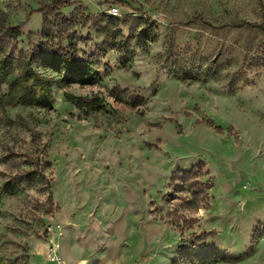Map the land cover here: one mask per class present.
Segmentation results:
<instances>
[{
  "label": "rangeland",
  "instance_id": "374dc122",
  "mask_svg": "<svg viewBox=\"0 0 264 264\" xmlns=\"http://www.w3.org/2000/svg\"><path fill=\"white\" fill-rule=\"evenodd\" d=\"M234 23L264 26V0H0V26L21 32L15 56L69 41L97 63L86 85L37 68L50 107L0 108V264H28L69 217L91 264L102 253L125 256L115 264H264V33ZM145 26L157 39L140 47ZM64 94L105 109L77 121ZM99 230L113 242L98 245Z\"/></svg>",
  "mask_w": 264,
  "mask_h": 264
},
{
  "label": "trees",
  "instance_id": "16d2710c",
  "mask_svg": "<svg viewBox=\"0 0 264 264\" xmlns=\"http://www.w3.org/2000/svg\"><path fill=\"white\" fill-rule=\"evenodd\" d=\"M54 12V9L43 14V24L45 25L47 17ZM107 22H113L112 18L107 17ZM201 23L207 22L200 19ZM145 26L144 32L137 35L136 40L140 47H146L147 43H152L157 39V34L151 28ZM235 29L248 27L264 33L262 24L249 23H234ZM21 36L19 26H0V87L5 86L6 91L0 96V108L13 107L15 105L34 106L41 109L50 107L52 100V82L41 75L37 68H41L57 76L64 75L66 85L78 83L86 85L92 83L93 74L96 71V58L94 56H84L83 60L77 59V49L72 42L68 41L66 48H58L50 52H40L37 55H26L22 52L18 56L14 55L13 43ZM47 37V35L45 34ZM256 55H261V58L256 57L257 61H264V41L257 45ZM122 64L125 65L127 58L125 54L121 55ZM209 70H215V61H211ZM126 66V65H125ZM129 66H126V69ZM182 78L185 79L184 76ZM193 80L194 78H189ZM66 101L71 102L78 111L76 116L77 121H82L89 118L93 113L104 111L103 101L98 97H75L64 94ZM134 106V105H133ZM40 162L41 160H36ZM48 163V162H47ZM185 177H192L193 171L181 174ZM44 174L39 173V178L34 182H42L45 180ZM16 181L10 182L5 186L6 192L13 193ZM17 186V185H16ZM190 187V186H189ZM183 195V199L188 204L193 201L200 202L199 199L203 195V199H208L207 192H173L172 198L177 195ZM184 218V217H183ZM190 221L189 218H186ZM194 218L191 219V222ZM221 259L217 256H210L203 260L202 264H214Z\"/></svg>",
  "mask_w": 264,
  "mask_h": 264
},
{
  "label": "crops",
  "instance_id": "0c3cea01",
  "mask_svg": "<svg viewBox=\"0 0 264 264\" xmlns=\"http://www.w3.org/2000/svg\"><path fill=\"white\" fill-rule=\"evenodd\" d=\"M61 224L66 228H69L73 231L74 233V237L71 240H68L67 238H64L63 235H66L62 233V225H60L59 227V237H58V243H59V252H58V256L59 258L64 262V264H91V260L87 259L85 256V242L86 240H84L83 242H80V238L82 233L79 231L80 226L77 225L74 222H71V218H67L62 220ZM154 226H151V230L154 229ZM97 227H92V229H95ZM91 229V230H92ZM103 229V228H102ZM108 229V228H106ZM113 231V227L112 229H110L109 232ZM93 231H88V233L92 234ZM81 233V234H80ZM101 240L98 241V245L100 244H110L113 241L108 239L106 236L104 235V230L101 231L99 230V234ZM64 239V241L62 240ZM106 239V240H105ZM120 244V243H118ZM89 245H91L89 243ZM101 263L100 264H115V262H123L125 261V256L120 255V256H115L112 259L108 257H105V253L101 254ZM28 264H54L52 262L49 261L48 257H47V249L45 246H40L39 248L35 249L32 252V259L28 262Z\"/></svg>",
  "mask_w": 264,
  "mask_h": 264
},
{
  "label": "built area",
  "instance_id": "2783aa9c",
  "mask_svg": "<svg viewBox=\"0 0 264 264\" xmlns=\"http://www.w3.org/2000/svg\"><path fill=\"white\" fill-rule=\"evenodd\" d=\"M107 15L114 18L120 17L119 11L115 6H109ZM59 248V243L55 240H51L49 246L47 247V257L49 261L54 264H64L58 256Z\"/></svg>",
  "mask_w": 264,
  "mask_h": 264
}]
</instances>
